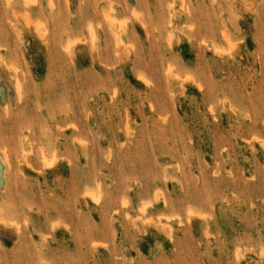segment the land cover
<instances>
[{
	"label": "rangeland",
	"instance_id": "374dc122",
	"mask_svg": "<svg viewBox=\"0 0 264 264\" xmlns=\"http://www.w3.org/2000/svg\"><path fill=\"white\" fill-rule=\"evenodd\" d=\"M0 264H264V0H0Z\"/></svg>",
	"mask_w": 264,
	"mask_h": 264
},
{
	"label": "bare ground",
	"instance_id": "6f19581e",
	"mask_svg": "<svg viewBox=\"0 0 264 264\" xmlns=\"http://www.w3.org/2000/svg\"><path fill=\"white\" fill-rule=\"evenodd\" d=\"M106 14V13H105ZM108 15V14H107ZM108 17V16H107ZM118 34V33H117ZM120 39H118V41H119ZM119 43H120V41H119ZM118 46H119V44H118ZM217 49V48H216ZM218 50V49H217ZM222 50H223V48H222ZM167 71V70H166ZM170 71H171V69H170ZM142 76V75H141ZM140 76V77H141ZM180 78V77H179ZM148 80V79H147ZM183 80V79H182ZM199 84V83H198ZM180 86H181V84H180ZM88 192V191H87ZM91 194V193H90ZM94 198V197H93ZM93 198H90L91 200L93 199ZM94 200V199H93ZM165 204V203H164ZM143 209H144V206L142 207ZM190 209V208H189ZM190 212V211H189ZM194 212V211H193ZM10 222V221H9ZM237 251V250H236Z\"/></svg>",
	"mask_w": 264,
	"mask_h": 264
}]
</instances>
